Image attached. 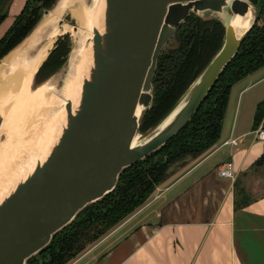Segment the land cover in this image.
I'll return each mask as SVG.
<instances>
[{
  "label": "water",
  "instance_id": "1",
  "mask_svg": "<svg viewBox=\"0 0 264 264\" xmlns=\"http://www.w3.org/2000/svg\"><path fill=\"white\" fill-rule=\"evenodd\" d=\"M101 1V27L91 29L84 45L86 49L90 44L91 55L78 104L66 101L65 122L44 159L33 160L31 171L0 200V264H26L80 211L113 191L123 170L183 130L255 22L250 0ZM58 2L43 10L38 23L18 45ZM252 10V22L238 34L232 21L245 18ZM191 14L222 22V46L170 112L142 135L138 129L152 103L158 58L176 27ZM56 23L62 25L63 20ZM77 28L72 26L73 31Z\"/></svg>",
  "mask_w": 264,
  "mask_h": 264
},
{
  "label": "trees",
  "instance_id": "2",
  "mask_svg": "<svg viewBox=\"0 0 264 264\" xmlns=\"http://www.w3.org/2000/svg\"><path fill=\"white\" fill-rule=\"evenodd\" d=\"M12 0H0V23L8 16ZM56 0H24L13 23L0 37V58L18 45L34 28L43 10ZM255 22L236 56L228 63L205 101L187 126L163 147L142 161L123 170L113 191L80 211L74 220L57 232L50 243L26 264H70L90 245L105 236L143 207L156 187L178 168L199 158L218 141L232 86L264 67V0H250ZM68 35V34H66ZM224 26L214 17L191 14L178 25L172 37L175 47L162 50L152 81V103L140 120L139 133L153 129L175 106L191 83L199 76L222 46ZM71 49L68 36L55 46L34 75V83L48 79L66 62ZM264 126V99L257 103L253 129ZM264 161L262 156L257 163ZM234 208H243L251 199L235 182Z\"/></svg>",
  "mask_w": 264,
  "mask_h": 264
},
{
  "label": "crops",
  "instance_id": "3",
  "mask_svg": "<svg viewBox=\"0 0 264 264\" xmlns=\"http://www.w3.org/2000/svg\"><path fill=\"white\" fill-rule=\"evenodd\" d=\"M23 4L12 0L0 37ZM260 70L232 86L213 147L178 168L143 207L70 264H264V190L253 186L264 184V161L257 163L264 141L254 137L252 126L256 105L264 99L259 86L264 75L252 77ZM233 139L236 145L230 144ZM227 164L234 179L220 174ZM235 182L252 195L239 209Z\"/></svg>",
  "mask_w": 264,
  "mask_h": 264
},
{
  "label": "bare ground",
  "instance_id": "4",
  "mask_svg": "<svg viewBox=\"0 0 264 264\" xmlns=\"http://www.w3.org/2000/svg\"><path fill=\"white\" fill-rule=\"evenodd\" d=\"M65 9L75 20L77 31L66 23L57 25ZM102 12L101 0H59L33 33L1 60L0 200L31 171L33 160L44 159L65 122L66 101L78 104L91 55L90 44L86 49L84 45L92 35L91 29H100ZM252 20L253 10L245 18L236 17L232 24L240 34ZM69 33L72 51L60 84L48 80L34 87L33 76L54 42Z\"/></svg>",
  "mask_w": 264,
  "mask_h": 264
},
{
  "label": "rangeland",
  "instance_id": "5",
  "mask_svg": "<svg viewBox=\"0 0 264 264\" xmlns=\"http://www.w3.org/2000/svg\"><path fill=\"white\" fill-rule=\"evenodd\" d=\"M18 13L20 12V10H18L17 11ZM17 13V14H18ZM58 19H62L63 20V23H66V24H69V25H71V26H74V25H76V22H75V20L73 19V17L70 15V13H69V10L68 9H65V10H63L62 12H61V14H60V17L58 18ZM7 24H8V22L5 24V25H3V26H1L0 27V31H3L4 30V28L7 26ZM65 36H68V38H69V42H70V45L72 46V38H71V35H70V33L68 34V35H63V36H61V38H64ZM60 38V37H59ZM59 38H57V39H59ZM57 41V40H56ZM56 41L54 42V44H53V46H52V48H51V50L53 49V47L55 46V43H56ZM176 46V43L172 40L170 43H169V45H168V47H175ZM166 47V46H165ZM50 50V51H51ZM49 51V52H50ZM66 63V62H65ZM64 63V65L57 71V72H55L53 75H51L48 79H46V80H44L43 82H40L39 84H35L34 83V76H33V80H32V85L35 87V86H38V85H40V84H42V83H44L45 81H48V80H50V81H55V83L56 84H60V78H61V75L63 74V71H64V69H65V67H66V65L67 64H65ZM264 75V67L263 68H261V70L257 73V74H255L254 76H252V77H259L260 75ZM35 75V74H34ZM55 78V79H54ZM259 86H262V87H264V81L259 85ZM264 173V172H263ZM254 176H256V175H253L252 177H254ZM264 176V175H263ZM260 178H262V176H259ZM253 183H254V181H253ZM248 186V185H247ZM255 188H260L261 189V191H263L264 190V184L263 183H260V186H256V184L254 183V185H253ZM252 186V187H253ZM241 187H243V188H239V189H241V190H243V192L245 193V195L247 196V199H251V197H252V195H251V191H248V192H246V189H245V187L244 186H241ZM251 188L249 187V190H250ZM247 193H249V194H247ZM151 198V196L149 197V199ZM148 199V200H149Z\"/></svg>",
  "mask_w": 264,
  "mask_h": 264
},
{
  "label": "built area",
  "instance_id": "6",
  "mask_svg": "<svg viewBox=\"0 0 264 264\" xmlns=\"http://www.w3.org/2000/svg\"><path fill=\"white\" fill-rule=\"evenodd\" d=\"M254 137L259 141H264V126L260 124L257 128L253 130ZM231 145H236L237 141L235 139L230 141ZM222 176L234 179L235 174L232 171L231 164H227L220 172Z\"/></svg>",
  "mask_w": 264,
  "mask_h": 264
}]
</instances>
